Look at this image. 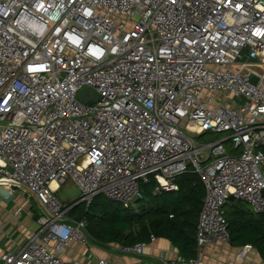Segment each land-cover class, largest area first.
<instances>
[{"label": "built area", "instance_id": "obj_1", "mask_svg": "<svg viewBox=\"0 0 264 264\" xmlns=\"http://www.w3.org/2000/svg\"><path fill=\"white\" fill-rule=\"evenodd\" d=\"M243 50L264 69V0H0V188L42 208L0 263L108 264L62 257L88 244L71 210L98 195L129 207L141 184L176 190L188 169L205 191L198 249L229 243V198L264 216V86ZM66 180L74 205L55 195Z\"/></svg>", "mask_w": 264, "mask_h": 264}, {"label": "trees", "instance_id": "obj_2", "mask_svg": "<svg viewBox=\"0 0 264 264\" xmlns=\"http://www.w3.org/2000/svg\"><path fill=\"white\" fill-rule=\"evenodd\" d=\"M172 182L176 190L161 193L155 192L157 185L152 179L141 184V198L129 207L98 195L88 206L76 207L69 215L85 220L86 236L99 246L118 244L131 248L155 237L169 241L184 260H193L197 257L196 228L204 187L190 169ZM230 207L229 213L224 208L223 212L231 245L251 246L264 262L263 215ZM38 217L33 216V221Z\"/></svg>", "mask_w": 264, "mask_h": 264}, {"label": "crops", "instance_id": "obj_3", "mask_svg": "<svg viewBox=\"0 0 264 264\" xmlns=\"http://www.w3.org/2000/svg\"><path fill=\"white\" fill-rule=\"evenodd\" d=\"M242 61L244 63L252 64V66L249 67V70L244 71L251 74L252 80L264 86V69L259 66H253V60L249 59L246 53ZM227 149L229 152L232 151L231 147H228ZM2 202L3 200L0 199V205ZM238 202L240 201L233 199V201H228L225 205L239 207L249 211L250 214L253 213L251 207L246 202L245 203L249 206L248 209L240 207ZM1 230L4 231V226L0 228V231ZM88 240L94 245V248H89L88 244L85 247H80L78 245L73 246V249L71 248L69 251L65 252L62 257L65 259L87 260L90 256L91 260L105 259L108 264H159L160 258L169 262L178 257L182 258L171 243L165 239L155 238L152 243L148 244L141 256H134L132 252L122 251L121 248L123 247L118 244L99 246L89 238ZM244 247L245 246H233L229 241L228 244L207 245L198 249L196 243L197 257L193 260H198L199 264H264L254 248L251 247V250L244 252ZM10 248L11 247L0 249V253L9 250Z\"/></svg>", "mask_w": 264, "mask_h": 264}, {"label": "rangeland", "instance_id": "obj_4", "mask_svg": "<svg viewBox=\"0 0 264 264\" xmlns=\"http://www.w3.org/2000/svg\"><path fill=\"white\" fill-rule=\"evenodd\" d=\"M245 53L246 50H243V58L245 57ZM224 137H227V134H205L195 139L199 145H202ZM226 146L230 147V144L226 143ZM262 169L264 171V167ZM12 191L13 199H9L8 202L3 201L0 205V228L4 226V231H0V249L7 247H11L10 249H13L17 244H19L22 239L26 238L30 231L35 227V223L33 219H31V215L32 217H38L42 214V208H40L35 199L29 198V204L22 207L24 200H27L28 197L18 188H13ZM238 205L245 209L249 208L245 202L240 201L238 202ZM230 209L231 207L229 205L224 206L226 214L230 212ZM73 246H77V244L70 243L66 252L71 248L73 249ZM88 247L94 248V245L89 242Z\"/></svg>", "mask_w": 264, "mask_h": 264}, {"label": "water", "instance_id": "obj_5", "mask_svg": "<svg viewBox=\"0 0 264 264\" xmlns=\"http://www.w3.org/2000/svg\"><path fill=\"white\" fill-rule=\"evenodd\" d=\"M78 99L85 104H92L96 101L97 96L93 95L91 92L87 90H83L80 92ZM7 195V191L0 188V198L4 199ZM55 195L57 198L65 205H74L77 203L80 197V192L78 188L74 185L71 180H66L60 188L56 191ZM264 195V191H263ZM10 198L5 199L8 202ZM229 201H233V198H229Z\"/></svg>", "mask_w": 264, "mask_h": 264}, {"label": "bare ground", "instance_id": "obj_6", "mask_svg": "<svg viewBox=\"0 0 264 264\" xmlns=\"http://www.w3.org/2000/svg\"><path fill=\"white\" fill-rule=\"evenodd\" d=\"M5 188V187H4Z\"/></svg>", "mask_w": 264, "mask_h": 264}]
</instances>
